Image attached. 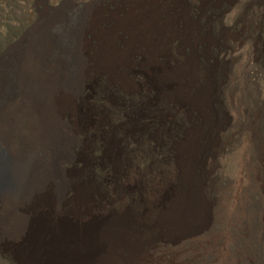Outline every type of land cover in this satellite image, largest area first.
Returning <instances> with one entry per match:
<instances>
[{
	"label": "rangeland",
	"instance_id": "rangeland-1",
	"mask_svg": "<svg viewBox=\"0 0 264 264\" xmlns=\"http://www.w3.org/2000/svg\"><path fill=\"white\" fill-rule=\"evenodd\" d=\"M46 1L53 12L41 11L37 0H0V63L13 51L19 52L36 32L39 48L31 46L26 53L30 73L57 82L59 90H64L69 78L75 85V107L55 126L57 135L68 139L65 157L59 163L65 186L59 203L38 197L23 208L25 232L20 239H0V264H60L65 259L64 263L81 245L79 240L62 243L65 228L82 231L95 222L116 221L118 215H124L130 230L136 226L141 238L151 240L147 258H156L159 264H177L178 256L182 264H264V229L253 239L232 231L235 222L242 226L250 222L253 193H264V64L260 53L264 0H180L189 20L185 23L180 18L175 25L180 37L168 44L172 58L161 55L159 64H148L144 50L138 49L127 65L114 69L107 68L101 57L95 58L96 37L101 39L103 32L115 28L113 17H123L138 0ZM77 13L85 17L75 29V38L68 41L79 60L78 70L73 71L64 56L51 62L53 55L46 47L50 33L39 25L44 19L72 18ZM99 15L111 21L88 28L90 17ZM185 38L192 43L184 44ZM87 43L91 50L83 49ZM193 52L191 94L204 77L212 85L207 123L202 110L172 96L173 86L158 78L164 66L172 69ZM22 71L24 67L19 68ZM105 83L128 94L147 90L156 97L157 104L147 108L152 125L143 131L166 141L172 155L168 161L149 162L147 145L135 151L136 161L123 153L115 125L117 114L100 101V86ZM124 130L129 136L137 131L130 126ZM191 131L198 133L195 142L199 151L192 165L209 207V220L204 228L200 220H193L195 233L170 240L157 225V216L176 199L178 189L196 191L184 183L187 158L181 151L190 141ZM96 159L104 163L101 180L90 175ZM45 192L52 195L53 186H47ZM257 219L264 226V212ZM34 234L39 247L30 260L25 251ZM205 238H210V251L199 245ZM254 240L260 245L252 251L260 256L251 257L249 241ZM187 244H192L191 260L187 259ZM110 248L101 240L96 246L101 254Z\"/></svg>",
	"mask_w": 264,
	"mask_h": 264
},
{
	"label": "bare ground",
	"instance_id": "bare-ground-1",
	"mask_svg": "<svg viewBox=\"0 0 264 264\" xmlns=\"http://www.w3.org/2000/svg\"><path fill=\"white\" fill-rule=\"evenodd\" d=\"M37 2L41 11H54L46 0ZM172 11L175 15L171 14ZM84 17V14L77 13L72 18L59 16L58 19H44L40 23L39 26L50 33V43L46 47L53 55L51 62L64 56L72 65V70H78L79 60L68 41L75 38V29ZM180 18L188 23L184 3L180 0L167 3L166 0H138L123 17H113L115 28L103 32L101 39L96 37L99 47L95 50V58L101 57L104 65L113 69L127 65L130 55L138 49L144 50L148 64H159L158 57L161 55L171 59L168 44L180 37L174 29ZM110 21L103 15L93 16L90 17L88 28L98 24L106 25ZM37 40L35 32L19 48V52L13 51L11 56L0 63V239H20L27 225L23 208L38 197L47 203L52 200L59 203L65 186L63 177H60L59 163L65 157L68 139L57 135L55 126L63 120V114L68 109L75 107L77 94L75 85L70 82L71 78L64 84V90H59L57 82H48L44 77L30 73L31 66L26 64V53H30L31 46L39 48ZM183 43L190 44L192 41L185 38ZM83 49L91 50L88 43L84 44ZM195 58L193 52L183 63L177 62L172 69L164 66L163 74L158 78L162 84L173 86L172 96L180 97L192 107L202 110V117L207 123L211 117L209 98L212 85L209 78L204 77L191 94L194 76L190 66ZM20 67H24L25 72H19ZM187 79L189 83L184 82ZM197 134L191 131L190 141L181 150L187 158L183 164L184 183L189 188L195 187L196 191L178 189L176 199L169 203L165 212L157 216V225L165 229L164 236L170 240L188 237L195 231L193 220H200L201 228L206 227L209 220V207L201 196L196 167L192 165L199 151L195 142ZM49 185L53 186L50 196L45 192ZM113 219L108 223L95 222L82 231L65 228L62 243L79 240L81 245L76 246L69 258L64 263L65 259L60 261V264L160 263L156 258H147L151 240L147 242L141 238L136 226L130 230L124 222V215L116 216V221ZM34 236H31L28 250L25 251L30 260H33V252L39 247ZM99 240L108 242L111 247L107 254H101L96 249ZM209 242L210 238L200 240L201 249L210 251ZM52 247L58 249V245ZM178 257L175 258L176 263L182 264L177 260Z\"/></svg>",
	"mask_w": 264,
	"mask_h": 264
},
{
	"label": "trees",
	"instance_id": "trees-1",
	"mask_svg": "<svg viewBox=\"0 0 264 264\" xmlns=\"http://www.w3.org/2000/svg\"><path fill=\"white\" fill-rule=\"evenodd\" d=\"M262 42L260 46L261 63L264 64V7H263V18H262ZM100 101L105 103L106 106L111 107L116 116V127L117 136H120L121 147L124 154H128L130 161H136L135 151L140 149L143 145L148 146L149 162L158 163L162 161H168L172 156L171 150L166 144V141L162 138H158L156 135L150 133L151 131L144 133L146 126L151 127L152 119L147 115V108L150 105H156V97L147 90H142L138 94H128L123 92L119 87L105 83L100 86ZM136 128L137 131L133 132L131 136L125 134V128L127 127ZM132 153V154H129ZM104 163L101 159H96L91 168L90 175L95 180H101L102 171L104 169ZM264 212V193L257 192L252 195V202L250 204L249 214L250 222H246V225L242 226L240 223L235 222L232 231L235 235H244V237L250 236L252 239L256 238L259 233L263 232L264 226L260 224L257 217ZM217 223V222H216ZM248 223V224H247ZM242 230V232H241ZM257 235V236H256ZM249 241L250 256H258L259 252L256 253L259 248L256 240ZM195 243V242H194ZM236 247V246H234ZM256 250L253 252L252 250ZM187 259L191 260L193 256L192 244H187L186 248ZM251 256V257H252ZM260 256V255H259ZM259 260V259H258ZM202 262V260H200ZM257 264V263H256Z\"/></svg>",
	"mask_w": 264,
	"mask_h": 264
}]
</instances>
